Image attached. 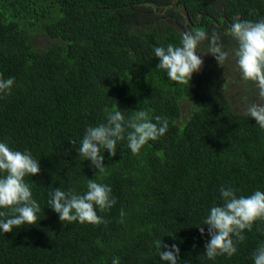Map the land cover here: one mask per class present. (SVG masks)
Returning <instances> with one entry per match:
<instances>
[{"label":"trees","instance_id":"1","mask_svg":"<svg viewBox=\"0 0 264 264\" xmlns=\"http://www.w3.org/2000/svg\"><path fill=\"white\" fill-rule=\"evenodd\" d=\"M172 2L0 0V73L16 79L13 94L0 98V139L30 150L41 168L26 177L39 219L0 232V264H111L114 256L121 264H159L161 240L179 245L181 264H253L264 221L246 231L235 256L215 262L203 255L207 226L203 236L198 227L219 203L221 185L238 195L264 190V131L235 98L254 102L255 89L230 91L222 74L233 62L222 68L211 55L190 86L177 85L157 69L153 47L178 43L185 30L219 31L230 46L231 23L264 17V0H176L189 22ZM87 81L93 85L79 92ZM105 106L126 116L140 109L166 115L169 130L138 154L119 142L97 173L76 149ZM94 178L110 184L117 200L98 213L105 222H61L48 208L51 188L83 194Z\"/></svg>","mask_w":264,"mask_h":264},{"label":"clouds","instance_id":"2","mask_svg":"<svg viewBox=\"0 0 264 264\" xmlns=\"http://www.w3.org/2000/svg\"><path fill=\"white\" fill-rule=\"evenodd\" d=\"M228 34L230 46L225 45L219 31L185 30L180 33L178 43L153 47L154 57L159 61L157 69L162 70L170 82L190 86L194 74L202 69L204 56L211 55L222 68L234 62L241 83L254 87L257 97L254 102L242 98L245 104L243 114L255 120V126L264 131V17L236 19ZM15 85V77L5 78L0 73V98L11 96ZM125 111L128 110L118 107L109 110L105 106L104 119L87 126L78 143V156L90 162L97 173H103L107 167L104 153L116 156L119 142H124L132 154H138L146 144L165 136L169 130L166 115L152 116L140 109L132 111L134 115L126 116ZM40 171V160L30 150L15 149L6 139H0V232L12 233L36 225L41 206L26 177L32 179ZM238 192L234 186L221 185L219 203L212 204L198 227L203 236L204 226H207L210 239L205 243L203 255L209 261L235 256L238 243L246 240V231L251 232L254 224L264 221V190L257 188L249 195H238ZM116 203L112 186L97 182L95 178L88 179L83 194L57 187L51 188L47 200L48 208L58 214L61 222L94 225L104 223V217L98 213L111 210ZM124 215L121 209V222ZM157 252L159 264L182 262L180 247L176 243L167 245L161 240ZM252 260L253 264H264V241L252 252ZM111 264H121V258L114 256Z\"/></svg>","mask_w":264,"mask_h":264},{"label":"rangeland","instance_id":"3","mask_svg":"<svg viewBox=\"0 0 264 264\" xmlns=\"http://www.w3.org/2000/svg\"><path fill=\"white\" fill-rule=\"evenodd\" d=\"M39 38H43V37H39ZM209 61V59H208ZM227 80H229V83L232 84L230 85V88L229 90L232 91V90H236V91H244L243 87L245 86L244 84L241 83L240 81V78H239V73L236 69V66L233 62V66L230 68V70H226L223 72L222 74ZM89 85H93V84H90V82H82L80 85H77V89L78 91H82L84 89H87L89 87ZM233 85H235L233 87ZM233 92V91H232ZM244 94H247V93H244ZM253 96L255 97L256 94H253ZM235 98L237 99V101L243 103V99L242 97H239L238 95L235 96ZM257 99V97H256ZM255 99V100H256Z\"/></svg>","mask_w":264,"mask_h":264},{"label":"water","instance_id":"4","mask_svg":"<svg viewBox=\"0 0 264 264\" xmlns=\"http://www.w3.org/2000/svg\"><path fill=\"white\" fill-rule=\"evenodd\" d=\"M172 7H173L174 10L178 11L181 15H184V17H185V18L187 19V21L189 22L187 13L185 12V10H184L183 8L179 9V8L177 7L176 0H173V2H172Z\"/></svg>","mask_w":264,"mask_h":264},{"label":"bare ground","instance_id":"5","mask_svg":"<svg viewBox=\"0 0 264 264\" xmlns=\"http://www.w3.org/2000/svg\"><path fill=\"white\" fill-rule=\"evenodd\" d=\"M184 9V8H183ZM185 10V9H184ZM186 12V11H185ZM187 13V12H186ZM188 15V14H187ZM183 17H184V15H183ZM185 18V17H184ZM186 19V18H185ZM188 20H189V17H188ZM188 22V21H187Z\"/></svg>","mask_w":264,"mask_h":264}]
</instances>
